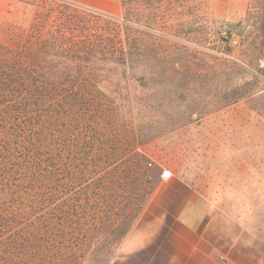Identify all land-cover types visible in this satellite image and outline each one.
Returning a JSON list of instances; mask_svg holds the SVG:
<instances>
[{
  "label": "rangeland",
  "instance_id": "1",
  "mask_svg": "<svg viewBox=\"0 0 264 264\" xmlns=\"http://www.w3.org/2000/svg\"><path fill=\"white\" fill-rule=\"evenodd\" d=\"M22 1L28 31L0 44V264H115L162 164L228 189L251 173L242 214L264 237V59L246 62V43L260 35L251 0L140 4L136 56L126 64L54 46L70 37L64 27L60 40L51 34L63 23L60 0ZM103 24L90 20L87 37ZM43 56L61 66L51 97L28 82ZM221 57L236 62L225 75ZM17 80L26 81L20 89Z\"/></svg>",
  "mask_w": 264,
  "mask_h": 264
},
{
  "label": "crops",
  "instance_id": "2",
  "mask_svg": "<svg viewBox=\"0 0 264 264\" xmlns=\"http://www.w3.org/2000/svg\"><path fill=\"white\" fill-rule=\"evenodd\" d=\"M62 1L113 17L122 12L120 0ZM31 14L22 0H0V44L26 34ZM163 168L171 171L169 180L162 179ZM162 169L152 177L155 190L115 264H264V237L242 214L252 202L251 173L240 174L244 182L228 189L205 173Z\"/></svg>",
  "mask_w": 264,
  "mask_h": 264
},
{
  "label": "trees",
  "instance_id": "3",
  "mask_svg": "<svg viewBox=\"0 0 264 264\" xmlns=\"http://www.w3.org/2000/svg\"><path fill=\"white\" fill-rule=\"evenodd\" d=\"M251 1L252 5H254L252 7L253 12L259 14V16L257 17L259 18V20L257 21L256 25L253 22L251 28L253 31H259L260 33V35L256 34L251 41L247 43L245 42L246 45L248 44V46H251L250 53L247 52L246 54V57L248 58L246 59V62L248 61V63L252 65L255 61H262V59H264V0ZM120 2L123 10V16L118 18H114L113 16L96 12L91 9L84 8L72 3H68L66 1L60 0V2H55V6H57L59 10L58 14L60 20L63 21V23H57L59 24V28L51 33L52 37L56 40H60L61 38H63L65 36L64 32L62 31L63 27L69 31L70 37L69 39H65L68 40L67 43L57 45L54 44V46H59V48L64 49V51L66 52H74L77 50V52H79L81 56V60L85 59L90 61L92 59V62L102 63L115 61L126 64L127 60L129 59L131 62H134L133 59H135L136 56V53L134 51L137 48V33L139 32L140 28L139 17L141 16L139 15V7L140 4L149 6L152 3V0H120ZM87 18H89L96 25H98V21H102L104 23L103 28L101 29L100 33H98L100 34V36L97 35L98 26H94L91 37H87V34L85 32L88 28V22L90 21L89 20L87 22ZM147 24L149 26V23ZM148 26L145 27L147 28ZM230 29H234V26H231ZM170 30H175L178 33L179 28L178 26L174 28L170 27ZM229 32L230 35H233L231 30ZM154 33H156L159 37L168 38V33L166 31H157L155 29ZM57 34H60L59 37H54ZM144 34L148 36L150 33L144 32ZM124 35H126V43L124 42ZM159 46V54L161 52L165 53L166 45H163L161 40ZM148 51L149 50H146V52ZM155 54L156 57H159L158 53ZM71 57L72 55L70 56V59ZM231 59L233 60V62L232 60L230 61V59L228 58L221 57L220 59H218L222 75H225L226 71L228 72L230 69H232L231 62L234 64L236 63L233 57ZM31 61L33 62L34 60ZM56 61L57 60L54 59V56H51L50 59H48V57L43 56V58H41V61H38L39 63H36L38 64V66L41 67V70L38 71L37 68L33 67L35 71L28 73V82L30 83V85L34 84L37 88V92L39 93L40 90H43L42 93L46 97H51L52 92L58 91V87L57 84H55V80L57 75L61 73V66L60 63H57ZM243 65L246 64L243 63ZM36 71L40 72V74L37 75L33 73ZM24 82L26 81H23L21 83L17 80L12 83H15L14 88L20 89ZM224 92L226 93V95L232 97L231 94L233 92ZM108 104L110 103L108 102ZM102 105L104 106L105 104H101V106ZM101 106L100 108L101 110H103L104 108Z\"/></svg>",
  "mask_w": 264,
  "mask_h": 264
},
{
  "label": "built area",
  "instance_id": "4",
  "mask_svg": "<svg viewBox=\"0 0 264 264\" xmlns=\"http://www.w3.org/2000/svg\"><path fill=\"white\" fill-rule=\"evenodd\" d=\"M149 166L152 167L153 164L150 163ZM161 177H162V179H164V180H169V179L172 177V173H171L170 170L162 169Z\"/></svg>",
  "mask_w": 264,
  "mask_h": 264
}]
</instances>
